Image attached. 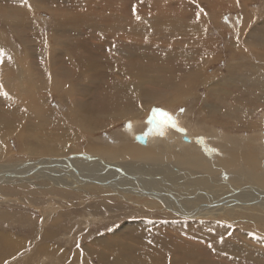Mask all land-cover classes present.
<instances>
[{
	"label": "bare ground",
	"instance_id": "1",
	"mask_svg": "<svg viewBox=\"0 0 264 264\" xmlns=\"http://www.w3.org/2000/svg\"><path fill=\"white\" fill-rule=\"evenodd\" d=\"M13 1L16 2V6L0 8V48L5 51L3 62L0 63V85L3 86L2 92L8 94L5 96L0 93V161H2L0 162V193L13 192L7 191L5 188L17 184L27 188L26 192L43 196L47 205L49 204L48 206L53 210V205L56 207L64 199L74 200L73 197L69 198L70 192L81 194L80 199H83L84 196L92 199L96 195L103 201H107L101 195L108 193L105 191L111 190L109 192L117 200L122 199L127 202L134 198L137 204H142L139 200L146 199L147 207H143L148 210H160L157 205L155 208H149L154 205L152 203L155 201L160 204L162 209L180 217L197 219L212 216L216 219L192 222L193 225L201 223L199 229L201 227L202 231L204 230L211 239V242L206 243L204 248L198 249L192 245L185 248L181 243L176 242L177 240L175 241V235L173 238V235L166 233L167 236H164L167 237L165 242L167 245L162 251L172 259H174L171 256L173 254L168 251L169 249L185 251L187 256L184 254V256L178 257L179 264H217L219 259L210 256H217L220 253L227 258L235 260L238 258L243 262L247 259L248 264L254 263L253 255L259 254L261 250L257 249L250 253L246 250L247 246L236 244L234 241L241 239V236L248 231H251L250 234L253 238L258 239L257 234L262 232L258 233L257 228L263 230L264 130L262 133L260 131L257 140L254 137L255 134L250 136L242 134L238 135V138L228 137L211 126L206 129L207 126L197 119L199 111L197 107L194 109L197 115H194L193 110L189 109H185L182 113L174 111L181 126V128H174L175 131L163 127L165 119L163 117V122H160L162 118L159 113L154 114L153 118L162 125L151 123L147 125L144 122L137 123L138 121H135L141 117L139 115H144V112L153 105H165L164 108L166 106L169 108L168 105H171L170 109H173V105H185L186 102H189V98L194 97L190 85L196 84L198 79L203 78L198 73L207 58L203 55L204 58L194 60L193 53L201 49L200 52L208 57L212 50L211 46L214 44L204 37L206 36V31L203 30L204 20L220 19L222 14H217L221 9L219 6L228 0H212L213 2L207 7L205 6L202 11H192L188 15L179 11L173 4H167V8L156 13L145 10V7L152 6L151 3L154 0H133L131 2L129 0H74L71 3L69 1L70 4L66 3L68 2L66 0H60L63 8L56 11L50 9L47 0H44L45 2L40 0ZM229 1L235 9L241 10L242 20L238 32H243L246 29V22L253 18L246 10L247 5L244 2ZM50 2L54 3L55 0H50ZM197 3L198 6H202L200 2ZM37 10H47L53 15L51 20L53 25L47 31L40 30L41 32H51L54 36L63 35L62 39H59L58 42L55 41L51 49L47 44L48 36L46 34L42 33V36L37 38L32 33L38 30L33 19ZM161 13L164 15L161 16ZM199 17L203 18L199 19ZM7 26L24 34L25 42L22 45L24 53L22 55L18 54V50L21 49L19 45L12 51L10 48L8 49L7 35L2 33L5 31L3 27ZM221 30L222 27L219 29V33H222ZM69 31L75 35L70 37ZM79 35L86 37L89 42L86 43V39L84 42L80 41L82 44L79 43ZM253 35L259 37L258 34ZM263 39L264 35L260 36L258 40L264 42ZM36 40L40 42L38 45L35 43ZM230 42L233 44L230 47V55L237 49V53H240L241 47L238 43L236 44L237 40ZM156 43L168 44V47L161 49L166 56L179 54L176 59L183 61L182 68L184 71L187 70L184 76L178 73L173 82L145 94H143L142 86L132 85L128 81L129 79H126L125 82H120L119 79L115 80L116 75L128 76L127 73L133 76L138 73L143 76V72L146 73V71L144 68L141 69L133 59L143 50L154 55L155 48L152 45ZM56 44L57 46L61 45V49H57ZM189 44H195L197 49L193 51L182 49L183 47H174ZM78 50L86 52L87 56H79ZM255 55L257 56V59L254 60L255 63L250 62L248 67L246 62L242 65L238 59L236 64H233V68H230L232 69L231 75L227 77L231 86L239 85L242 88L252 86L248 92L250 101L241 98L239 95L242 93H235L232 97L235 100L234 103L230 98L232 94L223 88V93L216 94L213 98L215 99L213 111L210 112L207 109L209 116L215 111L220 117H227L228 119L224 121L228 125L227 129L232 126L234 128L242 126V108L250 112L252 108H255L254 102L261 98L259 91L261 95H264V67L261 68L264 63L261 62L262 59H258L262 57L260 53ZM154 56L156 57V55ZM124 58L128 60V66L121 70V61ZM99 60L101 63L104 60L109 61V69H103ZM239 67L251 68L252 71L251 73L241 71L242 74H239V69H234ZM35 68L44 71L47 80L34 79L30 72L34 73ZM55 72L59 73L56 80L53 78ZM107 73L110 81L103 83L100 78ZM200 81L205 83L208 80L201 79ZM208 84H211V81ZM207 89L214 90L209 86ZM34 92L41 93V106L46 109L36 106L35 98H33ZM52 94L60 100L61 103L58 101L60 105L63 103L65 108L63 110H66L63 116L66 118H57L59 117L57 116L58 112L50 109L51 99L43 101V98L52 97ZM90 94L93 95L91 98L93 101L87 102L90 110L86 112L81 109L84 107L83 101L70 96L87 97ZM107 94H112L111 100L106 99ZM18 96H22V101L18 102ZM228 96V99L234 103L232 107L229 101L224 100ZM255 97L258 98L253 100ZM97 102L99 106L100 102L107 104L101 105L99 110L93 109ZM189 106L192 104L189 103ZM42 110L54 120L55 125L51 119L48 122L39 117L35 120L31 119L34 115H39ZM232 113H237V118L232 117ZM74 115L78 119L76 118L77 120L72 123L75 127L77 126V129L82 122L87 126L84 130L94 131L110 128L119 121H134V124L124 128L126 130L123 131L125 135L123 138L119 135L121 132L114 133V142L103 144L98 141L99 138L86 134L85 149L81 150L80 145L73 149L71 147L72 145L75 147L73 139L68 140L67 138L68 135H73V131L65 120H71L70 116ZM20 116L22 118L17 121ZM189 116L191 121L188 120ZM219 116H214L211 120L207 117L206 119L217 125L220 120ZM28 117H30V121L27 123L31 130L35 128L40 137L34 133L29 135L26 128H21L22 123L26 124ZM11 118L17 122L9 120ZM25 119L26 121H23ZM140 130L148 134L143 135L145 140L143 142L133 141L135 135L144 134L140 133ZM116 135L118 136L115 139ZM129 137L132 138L131 141L128 139ZM243 140L249 141V143H245ZM240 141L244 143L239 144ZM136 142L149 147L139 148L136 146ZM9 143L16 146L18 151H12ZM33 151L46 156L28 157V153L31 156ZM80 152L81 154H78ZM15 154L18 159L15 161L9 159L10 155L15 158ZM131 159L141 161H130ZM161 183L170 185V188H162ZM95 210L96 208L89 211ZM51 213L57 218L63 215L62 213L55 214V209ZM3 216V214L0 215V218ZM56 217L51 221L58 224ZM225 219L242 221L236 225L241 233L240 236L235 234L237 238H231V234L227 233L229 226L221 223ZM184 223L188 224L189 222ZM193 225H187L186 230L190 231L194 227ZM142 226L143 223L134 228ZM168 227L170 226L168 225ZM6 233L0 230V241L3 245H14L16 242H21V240L16 241L13 235ZM231 233L233 234V232ZM159 239L161 238L159 237ZM203 242L206 241L203 240ZM142 244L145 248L152 245L148 241H143ZM7 249L12 252V248ZM4 250L6 251V249ZM143 250L145 251V249ZM72 253L73 255L79 254L77 251ZM160 256H162L161 253ZM200 258L203 260L200 261ZM224 258L222 257V259ZM148 259L149 257L144 260L145 264H149L150 260L148 261Z\"/></svg>",
	"mask_w": 264,
	"mask_h": 264
},
{
	"label": "rangeland",
	"instance_id": "2",
	"mask_svg": "<svg viewBox=\"0 0 264 264\" xmlns=\"http://www.w3.org/2000/svg\"><path fill=\"white\" fill-rule=\"evenodd\" d=\"M40 1L45 2L44 0H40ZM66 1H68L66 3L70 4L74 0H66ZM129 1L131 2L133 0H129ZM129 1L128 3H130ZM241 1L247 5L246 10L249 11V14L253 18V19H249L250 21L248 20L246 22L245 31L240 33L238 32L239 30L238 27L240 21L242 20L240 13L241 10L238 8L235 9L229 0L228 2L225 1L221 3L219 6L221 7V9H219L220 11L217 10L218 11L217 14H222L221 15L222 17H220V19H216V20L208 19L207 21L204 20L203 30L206 31V36L204 37L206 39L208 38L207 40H210L212 44L214 43L211 46L212 50L208 57L204 53L200 52L201 49L196 52L195 50L197 49V47L195 46V44H189L185 46H174V47H183L182 49H186V50L190 49L195 51L193 53L195 57L194 60H198L199 58H204V57L207 58L208 62L206 61L204 65H202L203 68L202 67L200 68V72L198 73V75H201L203 77L201 79H205L208 81L205 83H201L200 81L201 79H198L199 81H197L196 84L190 85L191 92L194 94V97L189 98V102H186L185 105L178 106L175 104L173 105V109H170L172 107L171 105L170 106L168 105L169 108H167V106L164 108L163 106L165 105H161V104L153 105L144 112V115L143 114L139 115V117L141 116L140 118H137L136 120L134 119L135 121H138L137 123L144 122L147 125L150 123L153 125L155 124L162 125L160 122H163V117H161L162 119L160 122L158 120H157L158 122H156L155 121L156 119L153 118L154 114L158 113L155 110L161 108V110L170 114V116L173 118V120L170 122L167 120L166 117H164L165 124L163 125V127L165 126L167 127L166 129L171 128L174 130V128L176 127H181L176 112L182 113L183 111H185V109H189V110H193V114L195 115L196 112L194 111V109H196L197 107L199 109L198 115L196 114L197 119L199 120V122H202L207 126L206 129H208L211 126L214 129L221 131L222 133H224L225 135L231 138H238V135H242V134H248L247 136L255 134L254 137L257 140V138L260 135V131L262 133V130H264V123H263L264 95H261L260 91H259L260 94L259 96H261V98L259 99V101L256 100V98L258 97H255V99L252 98L253 100H256V102H254L255 108H252L250 112L242 108L241 124L243 125L240 126L239 128L237 127L234 128V126H232V128L227 129L228 125L227 123L224 122L225 120L228 119L227 117L225 116L220 117L218 113H216L215 111L211 116H209L210 114L208 113V110L210 112L213 111L212 108L215 104V99L213 98H215L216 94H221V92L223 93V88L227 89V91L232 94L230 98H232L235 93H242V95L239 96L244 100L250 101L248 99V92L250 89H252V86H246L245 88H242L239 85L231 86L230 83H228L227 77L230 76L232 73V69L230 68H233V64L236 61H238V59H240L242 65H244V63L246 62V66L248 67L250 62L252 64L255 63L254 60L257 59V56L255 54L260 53L262 57L258 59H262L261 62L264 63V42L258 40L260 36L262 37L264 35V0H239L240 3H242ZM46 2L48 3L52 11H56L63 8V4L60 2V0H55L54 3L50 2V0H47ZM197 2H200L202 6L201 7L198 6ZM211 2L213 1L212 0H154V2L151 3L152 6L145 7V10L150 11L152 13H156L159 12V10L162 11L164 8H167V4H173L178 8L179 11L183 12L185 15H188L192 11L194 12L202 11L204 7L205 6L207 7ZM15 4L16 2L13 0L12 1L0 0V8L3 6L4 7L16 6ZM225 6L228 7L224 8ZM133 7L135 8V6ZM160 15L163 16L164 14L161 13ZM185 15L184 17L187 18ZM52 18L53 15L50 13V11L47 10L46 11L37 10L34 13V17H33V19L36 22V26H38V30L32 33L35 34L37 38H40L42 36V33L46 34L48 36L47 44H49V49H51V47L54 46L55 41L58 42L59 39L63 38V35L54 36L51 32L44 33L40 31V30L47 31L48 28L51 25H53V22L51 21ZM200 18L203 17H199V19ZM221 27H222L221 30L222 33H219L220 32L219 29ZM3 30H5L2 31L3 35L5 36L7 35L6 38H8L6 42L8 49L10 48L12 51L15 48H18L19 45L21 49L18 50L19 52L18 51L17 52L18 54L22 55L24 53V50L22 49V45L25 42L23 40L24 34L22 32L15 31L8 26L6 28L3 27ZM22 31L24 32V30ZM69 33H70L69 35L70 37L72 35H75L72 31H69ZM253 34H258L259 37ZM86 39H87L86 37L80 36L78 41L79 43L82 44V42L80 41L82 40L84 42ZM232 40H237L236 44L238 43L239 46L241 47V50H239L240 53H237L238 49L237 50L235 49L236 51H234V53L230 55V47L233 46V44H231L232 42L230 41ZM87 42H89L88 39L86 40V43ZM35 43L38 45L40 42L36 40ZM35 43H33V45H35ZM163 44L156 43L152 45L155 48V50L154 49L153 50L155 51L154 55H156V57L152 53L148 51L145 52L144 50L140 51L137 55H135L133 59L134 62L136 61L138 66L141 69L144 68V70L146 71V73L143 72V76L138 75V73H135L136 76L127 73L129 77L126 75L125 76L122 75L121 77L120 75L118 76L116 75L115 80L119 79L118 81L125 82L126 79L127 80L129 79L128 81H130L132 85L139 84V86H142L143 94H145L157 90L159 87L160 88L164 87V84L167 85L168 83L173 82L174 79L177 77L178 73L184 76L187 70L184 71L182 68L183 61H181L180 59H176V57H178L179 54H174V55L172 54L170 56L164 55V52L161 49H164V47H168L167 46L168 44L166 43ZM55 47L57 49H61V45L57 46L56 44ZM78 52H80L79 56H84V57L87 56L86 55L87 53L82 50H78ZM240 54L241 56H239ZM182 55L183 53L181 54V56ZM156 58H159L160 60L158 61ZM121 62H122V68H121L122 70L128 66V60L124 58L122 59ZM99 63L102 65L103 69H107V70L109 69L110 66L109 61L104 60L103 63H101L99 60ZM58 67L61 66L58 65ZM263 67L264 64H262L261 68ZM86 69H88V66H86ZM234 69H239V74H242L243 71L246 73H251L252 71L251 68H245V67L243 68L239 67ZM30 74L34 79L47 80L44 71L38 68H35L34 73L30 72ZM54 75L55 77L53 78L56 80L59 77V73L55 72ZM107 75L109 74L107 73L106 75H103L100 78L103 83L110 81ZM209 81H211V84H208ZM207 86L213 87L214 90L212 91L207 89ZM253 90L255 92V88ZM34 93L35 96L33 98H35L34 101L36 106H40L41 109H46L45 107L43 108V106H41V101H42L41 93L40 94L38 92H34ZM111 95L107 94L106 99L111 100L110 98ZM55 96L56 95L54 94H52V97L47 96L46 98H43V101L46 99H51L50 109L52 108L54 111L58 112L59 115L57 114V116L59 117L57 118L58 119L66 118V116L65 117L63 116L66 111L63 110L65 109L63 107L64 105L63 103L62 105H60L61 103L60 100H58ZM70 96L71 97L74 96L76 99L83 101L82 104L84 107L80 106L81 109H83L82 111L86 112L90 110V107L87 104V102L93 101V99H91L93 98L92 94H90L87 97H80L78 95H70ZM228 98L229 96L226 97L224 100L229 101L231 107L234 106L235 100L232 98L234 102L233 103L231 102V99L229 100ZM17 100L18 102L22 101V96H18ZM189 103H191L192 106H189ZM105 104L107 103L100 102V106ZM100 106L99 103L97 102L94 104L93 109L99 110L101 108ZM181 109H183V111H181ZM237 115H238L237 113H234L232 117L237 118ZM190 116L188 117L189 121H191ZM214 116L220 117V120H218L217 125H214L211 121H207L206 119L207 117L209 120H211ZM38 117L46 122H48L51 119L44 110H42V112L39 115H34L31 119L35 120L38 119ZM21 118L22 117L20 116L19 119H17V121H19ZM28 118L29 119H27V121L26 119L23 120L26 121V124L22 123L21 128H26L29 135L31 133L37 135L35 128L31 130L28 124L30 121V117ZM70 118L71 120L68 118L69 120H65V121L67 125L72 129L73 135H68L67 138L68 140L73 139L75 144V147L73 145L71 146L73 149H75L77 145H80L81 150L85 149L86 147L85 146L86 134H90L94 136V138L96 137L99 138L98 141H101L103 144H105L110 141L114 142V133L116 134L117 132H121L119 135L122 136L123 138L125 136L123 134V131L126 130L124 128L133 126L134 124V121H128V122L125 121L126 123L119 121L113 124L110 128L94 131V130H84L87 127L84 122H82L81 124L82 127L78 126L77 129V126L75 127V125L72 122L74 120L76 121L78 118L75 115L70 116ZM243 118L245 121L243 120ZM9 120H12V118ZM12 121L17 122L14 119ZM52 121L53 124L55 125L54 120ZM130 122L132 125L130 124ZM139 132L147 134L146 132L141 130ZM20 134L22 133L20 132ZM117 136L118 135L115 136V139ZM37 137L40 136L37 135ZM128 139H130L131 141L132 138L129 137ZM134 140L137 141L135 138H133V141ZM243 141H240L239 144L241 142L249 143V141H244V142ZM15 142H17V140H15ZM137 142H136L137 144L136 146L139 148H143L142 146H145V148L149 147L146 145H141ZM8 145L12 147V151L14 152L18 151L16 146L11 145L10 143ZM254 145L257 146V144L255 143ZM39 154L40 153L36 154L34 152L33 155L30 156L28 153V157L38 158V157L46 156L45 154L44 155L43 154L39 155ZM78 154H81V152ZM16 156L17 155L15 154V158H13L10 155L9 159H13L15 161V159H18V157ZM130 161H141V160L131 159ZM164 180H166L165 177ZM167 185L168 184L166 183L160 184L162 188L165 187L170 188V185L168 186ZM5 189L7 191H13V192H1L2 194L0 193V215L2 214L4 215L3 218H0V230H2L3 232H7L6 233L7 235H13L16 241L21 240V242L20 243L16 242L14 245H10V244L3 245V243L0 241V264H131V263L145 264L144 260H147L148 257H149L148 261L150 260L149 264H179V261L177 260L178 257H182L184 256V254L185 256H187L186 252L180 249L175 251L169 249L168 251H171V253L173 254L171 256L174 259L167 257L166 253L162 251V249H164L167 245L165 244V242L167 241V237L165 238L164 235L167 236V234L168 235L171 234L173 235V238L175 235L174 238L175 241L177 240L176 242L181 243L185 248L190 247L188 245H192L197 247L198 249L199 248L202 249L205 247L206 243L211 242V239L208 237L209 236L208 234L207 235L205 234L204 230L202 231L201 227L199 229L201 223H197L195 225H193V223L216 219L214 217L212 218V216L202 217V218L199 217L197 219L180 217L168 212L167 210L162 209L160 204L156 203L155 201L152 203V205L153 204L154 205L149 208H155L157 205L160 208V210H154V209L148 210L147 208H145L147 207L146 199L139 200L142 202V204L141 203L137 204L134 198L129 199L127 202L123 201L122 199L117 200L112 196L113 194L111 195L110 193L111 190L105 191L108 193L101 195L102 197L106 198L105 200L107 201H103L102 199L98 198V196L96 197V195L92 199L86 196H84L83 199H80V197H82L81 194L78 193L75 194V192L74 194H72V192H70L69 198L73 197L74 200L70 199L69 201L67 199H64L63 201L59 202L56 207L53 205V210L55 209V214H61V213L63 214L60 218H57L56 215L51 213L53 210H51L52 208L48 206L49 204L47 205L46 200L43 196H38L37 193H33V192H26L27 188L20 187L17 184H14V186ZM55 203L57 202L55 201ZM94 208H96L95 211H89ZM54 217L57 218L56 222L58 224H55L53 221H51L54 219ZM232 220L233 219H225L222 220L221 223L229 226L230 231L228 230L227 233L231 234L232 236L231 238L233 239L236 237L235 234L240 236L241 233L236 225L242 223V221L236 222L235 219L233 221ZM184 222H189V223L185 224ZM141 223H143V226L145 225L146 228L143 226L138 227L136 229L134 228L140 225ZM262 224L264 230V222ZM168 225L170 227H168ZM187 225H193L194 227H192V229L188 231L186 230ZM257 229L259 230V231L257 230L258 233L264 232L259 227ZM231 232H233V234ZM250 232L251 231H248L246 233L243 232L244 235L241 236L242 238L235 240L234 243L247 246L248 249L246 250L249 251L250 253H253V251L255 252L257 249H260L261 251L259 254L253 255L254 256L253 259L255 258L254 263L264 264V236H263L264 233L257 234L259 237L258 239H255L251 236ZM156 233L157 235L158 234L159 235L157 236ZM177 233L179 234L178 236ZM159 237L161 239L162 238L164 239L161 240L159 239ZM231 238L230 241H232ZM203 240H205L206 242H203ZM143 241H148L151 244L152 242L155 243L145 248V246L142 244ZM7 248H12V252H9ZM4 249H6V251ZM143 249H145V251ZM74 251H77L79 254L73 255L72 252ZM44 253H49V254H44ZM160 253L162 254V256H160ZM210 257H214V258L216 257L215 259H219L217 260L218 262L217 264L220 263L248 264L247 259L243 262L238 258H236V260L233 258H227L224 254L221 253L217 256H210ZM222 257L225 258L222 259ZM168 259L169 260L172 259V260L168 262L166 261ZM202 260L203 258H200V261ZM254 263L251 262L250 264H254Z\"/></svg>",
	"mask_w": 264,
	"mask_h": 264
},
{
	"label": "snow or ice",
	"instance_id": "3",
	"mask_svg": "<svg viewBox=\"0 0 264 264\" xmlns=\"http://www.w3.org/2000/svg\"><path fill=\"white\" fill-rule=\"evenodd\" d=\"M137 19H139V16H137ZM4 56H5V51H4V49L0 48V63L3 62V57ZM9 59H10V57H9ZM2 87L3 86L0 85V93H2L3 95L7 96L8 94L6 92H2ZM155 111L158 112L161 117H166L168 121H172L173 120V118L170 116V114L164 112L163 110L157 109ZM181 111H183V109H181ZM174 126H175V124H174Z\"/></svg>",
	"mask_w": 264,
	"mask_h": 264
},
{
	"label": "water",
	"instance_id": "4",
	"mask_svg": "<svg viewBox=\"0 0 264 264\" xmlns=\"http://www.w3.org/2000/svg\"><path fill=\"white\" fill-rule=\"evenodd\" d=\"M143 135H145V134H142V135H139V134H137V135H135V139L138 141V142H143L144 140H145V136H143Z\"/></svg>",
	"mask_w": 264,
	"mask_h": 264
},
{
	"label": "crops",
	"instance_id": "5",
	"mask_svg": "<svg viewBox=\"0 0 264 264\" xmlns=\"http://www.w3.org/2000/svg\"><path fill=\"white\" fill-rule=\"evenodd\" d=\"M178 128H181V127H178Z\"/></svg>",
	"mask_w": 264,
	"mask_h": 264
}]
</instances>
